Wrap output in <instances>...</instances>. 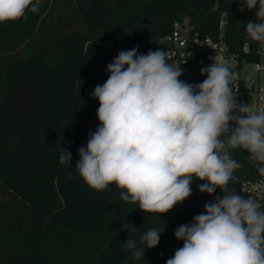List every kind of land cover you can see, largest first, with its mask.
<instances>
[{
    "label": "trees",
    "instance_id": "trees-1",
    "mask_svg": "<svg viewBox=\"0 0 264 264\" xmlns=\"http://www.w3.org/2000/svg\"><path fill=\"white\" fill-rule=\"evenodd\" d=\"M60 6V20L72 15L77 24L36 42L42 18L56 17ZM241 7L240 0H42L38 13L0 24V264H166L183 246L175 230L223 193H200L204 182L194 180L192 195L159 217L122 201L115 185L90 188L75 165L99 126V101L91 94L108 79L106 67L119 51L165 49L174 23L185 19L201 36L222 38L257 59V42L246 34L256 10ZM202 68L187 64L180 79L202 83ZM61 147L71 152V164L59 163ZM231 155L240 168L229 188L239 194L241 180L255 177L261 163L242 148ZM162 221L158 245L144 260L128 259L123 243ZM124 222L137 230L121 229Z\"/></svg>",
    "mask_w": 264,
    "mask_h": 264
},
{
    "label": "clouds",
    "instance_id": "clouds-1",
    "mask_svg": "<svg viewBox=\"0 0 264 264\" xmlns=\"http://www.w3.org/2000/svg\"><path fill=\"white\" fill-rule=\"evenodd\" d=\"M41 3L0 0V24L27 19ZM240 3V11L256 10L246 34L264 48V0ZM210 59L201 69L207 78L192 84L180 79L183 69L168 62L162 48L147 54L135 47L119 51L106 67L108 79L91 94L99 101V126L78 149L75 168L95 191L115 185L122 201L159 217L192 195L194 180L204 182L200 193L212 195L219 188L222 196L175 230L183 246L166 264H264V202L229 188L240 168L231 150L245 149L264 164V108L238 103L230 66L223 58ZM71 159L61 147L59 163L68 165ZM165 223L139 240L128 238L123 243L128 259L144 260L146 249L158 245ZM121 229L137 230L125 222Z\"/></svg>",
    "mask_w": 264,
    "mask_h": 264
},
{
    "label": "built area",
    "instance_id": "built-area-1",
    "mask_svg": "<svg viewBox=\"0 0 264 264\" xmlns=\"http://www.w3.org/2000/svg\"><path fill=\"white\" fill-rule=\"evenodd\" d=\"M167 47L164 49L168 62L180 64L183 69L187 64L201 63L207 67L212 63L210 58L216 56L223 58L232 72L231 86L237 93V102L250 104L256 108H264V48L257 42V56L255 60L247 59L245 56L232 51L222 38L213 40L208 36H201L193 30L188 20L175 22L174 27L166 36ZM250 44L243 45V51L249 52ZM253 64L255 77L251 78L244 72L245 67ZM255 177L241 180L239 195L248 198L254 196L257 200L264 202V172L260 169Z\"/></svg>",
    "mask_w": 264,
    "mask_h": 264
},
{
    "label": "rangeland",
    "instance_id": "rangeland-1",
    "mask_svg": "<svg viewBox=\"0 0 264 264\" xmlns=\"http://www.w3.org/2000/svg\"><path fill=\"white\" fill-rule=\"evenodd\" d=\"M62 7L60 6L59 12L56 17H53L50 12L44 15L41 23L35 34V41L41 42L56 34L57 32L64 31L77 24L72 15H69L64 21L60 20ZM245 74L251 78L255 77V68L253 64H249L245 67Z\"/></svg>",
    "mask_w": 264,
    "mask_h": 264
},
{
    "label": "water",
    "instance_id": "water-1",
    "mask_svg": "<svg viewBox=\"0 0 264 264\" xmlns=\"http://www.w3.org/2000/svg\"><path fill=\"white\" fill-rule=\"evenodd\" d=\"M258 172H259L258 169H256L255 173L258 174Z\"/></svg>",
    "mask_w": 264,
    "mask_h": 264
}]
</instances>
